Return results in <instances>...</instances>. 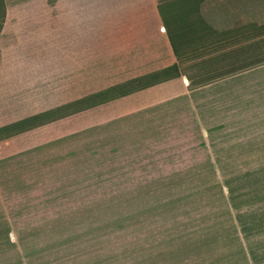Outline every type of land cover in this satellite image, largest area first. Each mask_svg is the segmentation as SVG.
Masks as SVG:
<instances>
[{
  "label": "rangeland",
  "instance_id": "1",
  "mask_svg": "<svg viewBox=\"0 0 264 264\" xmlns=\"http://www.w3.org/2000/svg\"><path fill=\"white\" fill-rule=\"evenodd\" d=\"M25 1L0 0V43L2 30L89 34L31 68L39 81L0 83L25 128L0 147V264H257L243 240L264 218V145L246 99L195 114L161 97L167 84L147 89L153 67L131 70L120 50L156 0H40L36 29Z\"/></svg>",
  "mask_w": 264,
  "mask_h": 264
},
{
  "label": "crops",
  "instance_id": "2",
  "mask_svg": "<svg viewBox=\"0 0 264 264\" xmlns=\"http://www.w3.org/2000/svg\"><path fill=\"white\" fill-rule=\"evenodd\" d=\"M23 3L29 20L25 25L40 28L47 18L46 2ZM153 9V25L147 30H128L121 58L128 60L131 70L152 66L153 70L141 73L147 75L140 80L147 89L167 84L162 89L167 94L161 97L189 100L195 114L229 115L234 100L246 99L242 106L249 110L242 113L260 116L258 138L263 142L259 145H264V0H156ZM1 32L0 83L4 84L39 81L26 78L37 76L31 68L49 65L52 60L56 64L60 46L70 43L73 50L74 33H80L82 41L89 34L84 30ZM7 90L2 88V92ZM207 108L210 111L203 110ZM7 114L0 106V147L25 130L18 125L11 128ZM258 227L256 242H243L247 255L257 256V264H264V218Z\"/></svg>",
  "mask_w": 264,
  "mask_h": 264
}]
</instances>
